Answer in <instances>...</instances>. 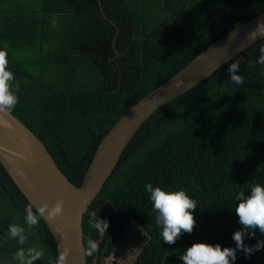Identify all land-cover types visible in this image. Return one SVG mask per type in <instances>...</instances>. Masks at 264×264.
<instances>
[{"label":"trees","instance_id":"1","mask_svg":"<svg viewBox=\"0 0 264 264\" xmlns=\"http://www.w3.org/2000/svg\"><path fill=\"white\" fill-rule=\"evenodd\" d=\"M264 12V0H0V50L19 84L10 112L39 139L76 187L101 139L141 98L183 69L210 44ZM55 21V26H53ZM260 40L210 77L158 109L135 133L82 217L83 244L99 250L86 264H182L193 243L235 248L236 193L264 186V65ZM115 48L119 55L116 56ZM243 57L244 82L229 81ZM184 190L197 202L191 234L166 244L145 191ZM26 198L0 165V264L21 247L5 240L8 224L24 226ZM35 211V209H34ZM107 220L105 234L89 213ZM264 239L258 230L246 245ZM54 261L55 242L41 219L23 246ZM234 264H264V248Z\"/></svg>","mask_w":264,"mask_h":264},{"label":"water","instance_id":"2","mask_svg":"<svg viewBox=\"0 0 264 264\" xmlns=\"http://www.w3.org/2000/svg\"><path fill=\"white\" fill-rule=\"evenodd\" d=\"M264 12L250 18L210 44L176 75L159 85L126 111L101 139L79 187L56 167L43 144L11 113H0V165L12 183L34 205L51 208L63 200V215L42 220L56 245L69 249L67 264H86L82 247V217L113 173L121 154L142 124L158 109L210 77L219 68L260 40L248 33ZM116 56L119 52L115 49ZM84 246V244H83Z\"/></svg>","mask_w":264,"mask_h":264},{"label":"clouds","instance_id":"3","mask_svg":"<svg viewBox=\"0 0 264 264\" xmlns=\"http://www.w3.org/2000/svg\"><path fill=\"white\" fill-rule=\"evenodd\" d=\"M53 21V26H55ZM249 41L257 39L264 40V19L257 20L256 26L247 36ZM259 57L256 61H249L250 66L255 64L264 65V44L259 47ZM243 57L229 64L227 69L229 81L240 85L244 82L241 75L237 73L240 70V64ZM15 80L14 73L9 70L8 53L0 50V113H10L18 103L19 84L13 87ZM145 191L149 195L152 205V211L155 213V223L161 229V239L168 245H172L183 233L191 234L196 221L193 211L197 208V202L192 199L184 190L165 191L160 187H154L151 183L145 185ZM235 200L237 204L233 206L235 215L238 217V223L241 226L239 230L232 233V240L235 242V248L221 247L219 244L212 245L207 243H193L187 247L179 257L182 264H234L237 259V251H242L246 257L254 252L264 248V239L257 240L254 245H246L245 237L252 238L256 230L264 236V186L252 184L247 194L243 191L236 193ZM24 226L17 224H8L4 231L5 240H15L19 247L13 256L18 264H36L44 256L43 249L35 247H23L28 241V232L38 228L40 220H55L63 215V200L58 199L55 204L49 208L47 204L35 208L29 203L25 207ZM89 227L105 234L109 227L107 220L98 218L96 212L89 213ZM83 255L92 256L99 250L98 244L89 239L87 246L81 245ZM69 249L59 250L57 257L50 264H67ZM105 258L102 259V264ZM110 257H108V263ZM96 264V263H94Z\"/></svg>","mask_w":264,"mask_h":264},{"label":"flooded vegetation","instance_id":"4","mask_svg":"<svg viewBox=\"0 0 264 264\" xmlns=\"http://www.w3.org/2000/svg\"><path fill=\"white\" fill-rule=\"evenodd\" d=\"M108 258H106V263L108 264ZM45 264H50V261H46Z\"/></svg>","mask_w":264,"mask_h":264},{"label":"rangeland","instance_id":"5","mask_svg":"<svg viewBox=\"0 0 264 264\" xmlns=\"http://www.w3.org/2000/svg\"><path fill=\"white\" fill-rule=\"evenodd\" d=\"M106 259V258H105ZM108 261V260H107ZM106 262V260H104V263Z\"/></svg>","mask_w":264,"mask_h":264},{"label":"bare ground","instance_id":"6","mask_svg":"<svg viewBox=\"0 0 264 264\" xmlns=\"http://www.w3.org/2000/svg\"><path fill=\"white\" fill-rule=\"evenodd\" d=\"M56 165V164H55ZM57 167V166H56ZM60 171V170H59Z\"/></svg>","mask_w":264,"mask_h":264}]
</instances>
